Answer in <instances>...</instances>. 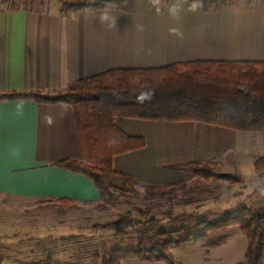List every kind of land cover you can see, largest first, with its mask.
Segmentation results:
<instances>
[{"label": "crops", "instance_id": "1", "mask_svg": "<svg viewBox=\"0 0 264 264\" xmlns=\"http://www.w3.org/2000/svg\"><path fill=\"white\" fill-rule=\"evenodd\" d=\"M61 2L69 3L0 0V94L15 91L55 96L73 82L116 69H155L193 61L264 62V0H249L246 5L212 12L184 0H170L162 7L149 0H127L122 9L59 15ZM106 9L117 17L115 27L100 22L99 14ZM115 124L126 135L145 140L143 149L117 156L112 162L115 172L130 176L138 186L188 183L197 178L171 167L206 160L222 163L226 173L244 182L264 176V170L254 168L255 158L241 157L245 155L243 146L252 151L257 142H263L264 134L239 133L195 122L116 118ZM228 149L235 151H229L233 153L230 158L226 156ZM81 158L70 106L31 99L0 100V240L12 243L29 237L41 245L47 239L66 240L96 230L97 223L89 216L71 214L74 208L54 207L52 212L45 208L56 205L57 200L83 209L100 203L90 180L53 166ZM178 158L180 161H176ZM222 185L215 188L225 190V194L211 196L208 192V197L197 204L186 198L190 200L183 205L201 208L204 217H199L205 221L237 212L229 199L228 192L233 188ZM127 197L113 205L125 208L132 220H161L152 223L149 231L157 237L160 223L167 221L159 217L158 209L172 206L171 199ZM142 204L150 210L138 209ZM140 230L139 226L130 228L127 237L138 238ZM221 236L226 237L222 245L175 247L176 259L171 258L177 264L243 262L248 240L240 230L232 232L231 238ZM104 245L101 243V250H106ZM121 264L164 263L128 259Z\"/></svg>", "mask_w": 264, "mask_h": 264}, {"label": "trees", "instance_id": "2", "mask_svg": "<svg viewBox=\"0 0 264 264\" xmlns=\"http://www.w3.org/2000/svg\"><path fill=\"white\" fill-rule=\"evenodd\" d=\"M25 1L30 4L33 0ZM126 1L61 2L58 14L122 9ZM149 1L162 7L170 0ZM184 1L199 5L204 12H212L230 0ZM141 94H151V99L139 102L137 98ZM6 99H31L38 103H59L71 107L82 158L63 160L53 166L90 180L100 196L98 207L113 204L123 196L136 195L135 187H141L146 198L170 199L186 188L185 181L163 187L138 186L130 176L113 170L115 157L145 147L142 137L126 135L116 126L115 119L195 122L239 133L264 134V62L193 61L155 69H116L73 82L55 96L15 91L0 94V100ZM221 168L222 163L215 160L171 167L203 182L219 180L226 182L228 187L240 184L241 179L237 175L216 171ZM254 168L256 171L264 170V155L254 160ZM260 189H264V180L253 190V194L261 197L256 207H242L234 215L225 213L215 221L198 220L192 226L174 231H164L159 226L157 237L149 235V231L152 223L161 220L140 222L128 215H120L115 222L99 229L119 236L139 226L142 230L138 231L137 248L111 250L100 257L99 264H121L128 259L177 264L169 255L171 248L222 245L226 242L225 236L211 235L232 227H238L248 240L244 260L239 264H264V195L260 194ZM55 202L71 204L66 200ZM198 217L193 213L180 214L169 220L183 222Z\"/></svg>", "mask_w": 264, "mask_h": 264}, {"label": "rangeland", "instance_id": "3", "mask_svg": "<svg viewBox=\"0 0 264 264\" xmlns=\"http://www.w3.org/2000/svg\"><path fill=\"white\" fill-rule=\"evenodd\" d=\"M69 2V0H67ZM89 2H96L97 0H88ZM249 0H230L227 4L221 7V9H228L231 7H237L246 5V2ZM263 142L256 144V147L251 151L247 146L244 147V154L242 158H257L264 154V135ZM259 138V137H258ZM235 152L234 149H228L226 156L231 157ZM176 161H180L176 159ZM219 173H226V170L223 168L216 170ZM234 175V174H232ZM264 180V176H260L257 179L251 182H244L243 180L240 184L228 187L226 182H222L219 180H211L209 185H206V182L201 180L192 179L188 183H186V187L184 190L179 191L176 195L171 196V200L169 201L172 206L165 207L160 206L159 217L162 220H167L166 222L160 223V229L164 231H174L181 229L182 227L192 226L201 217L194 218L193 220H186L183 222H175L169 220V218L176 217L180 214H197L198 216H203V210L200 208H195L194 206H185L184 202L187 200L193 199L195 204L199 199H204L209 195H218L225 194V190H216L215 185L223 184L222 186H226V188H233L228 193L230 194L229 199L232 200L234 205L239 210L242 207H256L261 200V197L253 194L254 188L262 183ZM135 191L137 195H132V198H146L143 189L141 187H135ZM127 196H123L117 200H123ZM210 197V196H209ZM127 198H130L129 196ZM190 198V199H186ZM116 202V201H115ZM115 202L113 204H115ZM161 204H164L160 201ZM113 204H106L104 207H98L95 205L91 208H81L74 207L71 203L70 205H61L56 202V205L52 203V205H46L45 208L52 212L53 208H64V209H72L71 214L77 213L80 216H89L92 218L93 222L97 223L95 226V231L93 233H82L74 235V238L57 240L50 239L45 240L43 244L38 245L39 241L34 238L24 237L14 239L12 243H9L10 240H0L2 243V247H0V264H99L100 257L105 256L111 250L115 249H136L137 248V238L129 239L127 236L130 235L129 229L127 230L125 235L114 236L111 231L100 230V226H104L107 224H112L115 222L120 215H128L125 213V208H118ZM29 207V206H28ZM32 207V206H31ZM30 208V207H29ZM38 208V207H37ZM127 208V207H126ZM36 209V208H30ZM140 210H150L148 205L142 204L139 206ZM237 210V211H238ZM43 213V212H41ZM66 213V212H64ZM236 212H230L231 215H234ZM129 216V215H128ZM130 217V216H129ZM211 218V216H209ZM168 218V219H167ZM37 225V222H34ZM238 227H232L228 231H221L215 234H212L211 237H219L221 235H227L228 238L232 237V232H237ZM99 230V231H98ZM92 234V235H90ZM121 236H123L121 238ZM79 243L75 245V243ZM101 243H104L106 250H101ZM45 247L46 250H41L39 247ZM72 246L76 247L77 250L73 249ZM4 248V250H1ZM71 248V249H69ZM111 248V250H109ZM12 249V250H10ZM99 249V250H98ZM170 257L174 260L176 259V250L177 248H171ZM47 256L50 258L47 261Z\"/></svg>", "mask_w": 264, "mask_h": 264}, {"label": "clouds", "instance_id": "4", "mask_svg": "<svg viewBox=\"0 0 264 264\" xmlns=\"http://www.w3.org/2000/svg\"><path fill=\"white\" fill-rule=\"evenodd\" d=\"M99 20L101 23L108 22V26L115 27L117 17H115L110 10L106 9L99 14ZM139 102H144L151 99V94H141L138 98ZM260 194L264 195V189H260Z\"/></svg>", "mask_w": 264, "mask_h": 264}]
</instances>
